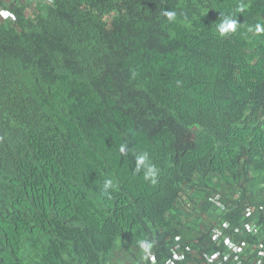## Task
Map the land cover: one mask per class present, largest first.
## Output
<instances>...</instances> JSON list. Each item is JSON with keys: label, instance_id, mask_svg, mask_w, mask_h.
I'll return each mask as SVG.
<instances>
[{"label": "trees", "instance_id": "obj_1", "mask_svg": "<svg viewBox=\"0 0 264 264\" xmlns=\"http://www.w3.org/2000/svg\"><path fill=\"white\" fill-rule=\"evenodd\" d=\"M18 7L0 1V264H114L118 250L131 264H207L225 245L202 221L183 236L191 191L227 205L240 193L225 218L240 226L251 208L261 231L227 235L243 264L256 259L264 0H55L36 20ZM228 15L239 24L222 37Z\"/></svg>", "mask_w": 264, "mask_h": 264}, {"label": "clouds", "instance_id": "obj_2", "mask_svg": "<svg viewBox=\"0 0 264 264\" xmlns=\"http://www.w3.org/2000/svg\"><path fill=\"white\" fill-rule=\"evenodd\" d=\"M2 2H8V3H12L15 6H19L18 8H23L24 9V16L26 19L30 20V19H34L36 20L38 18L39 15H44V13L46 12V10L48 8H52L55 5V0H0ZM239 11H243V9H239ZM163 15L165 17H167V19L169 21H172L175 19V12L173 11H167L165 10L163 12ZM10 10L8 9H3L0 8V19H10ZM238 20L236 18H233L231 15L228 16H222V18H220V23L217 26V31L219 32L220 36H225L226 34H228L229 32H235L237 30L238 27ZM256 31L257 32H261L264 31V28H262L260 25L256 26ZM6 113L3 107V102L0 99V117ZM121 152L123 153L125 151V148L123 146H121ZM148 156L147 153L140 155L137 157V163L138 165H143L145 167V173H144V179L145 180H150L152 184H155L156 181V177H157V169L155 168L154 165H152L151 163H148ZM112 187V181L111 180H105L104 181V186H103V191L106 193L107 190L109 188ZM235 196V199H238L240 197V193H239V197H236L235 193H232ZM198 194L195 191H191L186 193L185 196H182V200H181V204H180V214L181 211L189 214L190 216H194L193 218V222L198 220L202 221V224H204V228L208 225H213L211 231H210V238L211 241L213 243L216 244V246H222L225 245V248H220L218 251L213 252L210 255V259H209V263L207 264H217L218 261L221 262V264H228L229 261H233L234 264H243V260H245L246 262H248L249 259L246 258H241V254H244V249L241 245H239L234 239L230 238L227 235V231L230 229H235V228H239L240 227V231L241 233L248 234V235H252V236H256L259 232L261 231V227L257 226L255 224V222L252 220L253 214L250 211L251 208H245L246 211H248V213H245L244 218L245 219H241V225L240 226H236L233 227L231 224V220L229 218H225V216L227 215L226 213H229L228 209H233L235 210V206H232L233 204H235V202H230L228 199L227 201H229L231 203V205H227L224 204V202L222 201V196L218 193H215L213 196L211 197H207L204 199H201V197L197 196ZM229 197V195H227V198ZM263 199V200H262ZM261 199V201H263V203L258 204L257 207L255 208V212L258 214H260L263 219H264V197ZM207 201V203L210 206H206V208L209 210L208 212L205 211H201L199 210V213H197V209L199 207V202L198 201ZM217 200V202L220 204V206H222V209L219 208L216 204L215 201ZM184 204H191V208L189 209H181ZM203 216H208V218H210L207 222H205L204 220H202ZM199 217V218H198ZM250 217L249 219L246 220V218ZM197 218V219H196ZM243 220V222H242ZM183 223V222H182ZM224 223H228L227 227H223ZM193 226V224H192ZM252 228V232H249V229ZM184 230V229H183ZM218 230L221 232V235L219 236L218 239H213L215 231ZM178 241V238H176V242ZM152 245L149 242L140 241V248L144 251L145 254H147L149 252V250L151 249ZM179 249V247H176V250ZM132 250V255H141V253L135 249H131ZM185 250H189L188 247L185 248ZM257 251V258L253 259L252 262H250V264H255V262L257 261V259L259 258V251H263L264 252V244H261L260 247H257L255 249V252ZM118 252H122V251H117L116 254H118ZM123 253V260L122 261H117L114 260V254L112 256L113 262L114 264H131L130 262L128 263L127 260L130 261V259H128V257L125 255L124 252ZM115 254V255H116ZM217 256V259H212L213 256ZM228 257L226 258L225 256ZM149 259L151 260V263H154L153 260V256H149ZM185 257L183 254L178 253L177 256H175L174 258H169L167 259L163 264H168L169 262H171L170 264H179L180 262H184ZM264 261V258H263ZM246 264V263H245Z\"/></svg>", "mask_w": 264, "mask_h": 264}, {"label": "crops", "instance_id": "obj_3", "mask_svg": "<svg viewBox=\"0 0 264 264\" xmlns=\"http://www.w3.org/2000/svg\"><path fill=\"white\" fill-rule=\"evenodd\" d=\"M236 197H239V194H236ZM230 202H235V196L233 194H230L229 197L227 198ZM199 202V207H198V211L197 213H199V210H203L205 212H208L209 210L206 208V206L204 205L203 201H198ZM228 202L230 205L231 203ZM191 204H184V206L181 208L183 209H189L191 208ZM193 218L194 216H190L189 214H186L184 212L181 211V215H180V220L183 222V226H184V230H183V236L184 237H188L190 234V228L193 225H198L200 223V221L196 220L193 222ZM199 218V217H198ZM197 219V218H196ZM210 218H208V216H203L202 220H204L205 222H207ZM194 235V232H192V236Z\"/></svg>", "mask_w": 264, "mask_h": 264}, {"label": "built area", "instance_id": "obj_4", "mask_svg": "<svg viewBox=\"0 0 264 264\" xmlns=\"http://www.w3.org/2000/svg\"><path fill=\"white\" fill-rule=\"evenodd\" d=\"M215 204H216L219 208L222 209V206H220V204L217 202V200L215 201ZM227 226H228V223H224V224H223V227H227ZM252 230H253V229L250 228V229H249V232H252ZM220 235H221V232L218 231V230H216L213 239H218ZM258 255H259V258H258L257 261L255 262V264H263L264 252H263V251H259ZM225 257L227 258L228 255L225 256ZM212 259H213V260H214V259H217V256L214 255V256L212 257ZM170 263H171V262H169L168 264H170ZM217 264H221V262L218 261Z\"/></svg>", "mask_w": 264, "mask_h": 264}, {"label": "rangeland", "instance_id": "obj_5", "mask_svg": "<svg viewBox=\"0 0 264 264\" xmlns=\"http://www.w3.org/2000/svg\"><path fill=\"white\" fill-rule=\"evenodd\" d=\"M123 253L122 252H118V254L114 255V260L117 261H122L123 260Z\"/></svg>", "mask_w": 264, "mask_h": 264}]
</instances>
